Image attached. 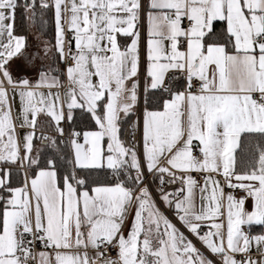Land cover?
<instances>
[{
	"label": "snow or ice",
	"instance_id": "obj_1",
	"mask_svg": "<svg viewBox=\"0 0 264 264\" xmlns=\"http://www.w3.org/2000/svg\"><path fill=\"white\" fill-rule=\"evenodd\" d=\"M253 226L264 0H0V264H264Z\"/></svg>",
	"mask_w": 264,
	"mask_h": 264
},
{
	"label": "crops",
	"instance_id": "obj_2",
	"mask_svg": "<svg viewBox=\"0 0 264 264\" xmlns=\"http://www.w3.org/2000/svg\"><path fill=\"white\" fill-rule=\"evenodd\" d=\"M22 33H26V32H22ZM53 35H54L53 27H52V25L50 23L49 30H48V38L51 39L53 37ZM29 41H30V43H33V44L35 43L31 35H29ZM13 69H14L13 75L15 77H19L22 74H26L27 76L33 77V78L35 76V73L32 70L25 68L24 62L21 61V60H16L14 62ZM37 145L39 146V141H37ZM251 232L253 234L264 233V226H253L251 228Z\"/></svg>",
	"mask_w": 264,
	"mask_h": 264
},
{
	"label": "built area",
	"instance_id": "obj_3",
	"mask_svg": "<svg viewBox=\"0 0 264 264\" xmlns=\"http://www.w3.org/2000/svg\"><path fill=\"white\" fill-rule=\"evenodd\" d=\"M130 130H125L124 136L127 139L129 136ZM137 139H139V135L137 134L136 136ZM197 179H199V177H197ZM116 257V252L115 250H109V258H115Z\"/></svg>",
	"mask_w": 264,
	"mask_h": 264
},
{
	"label": "trees",
	"instance_id": "obj_4",
	"mask_svg": "<svg viewBox=\"0 0 264 264\" xmlns=\"http://www.w3.org/2000/svg\"><path fill=\"white\" fill-rule=\"evenodd\" d=\"M23 2V0H21V3ZM17 23H18V25L21 23V20H20V16H19V14H18V17H17ZM19 31L20 32H26V29H24V28H21V29H19Z\"/></svg>",
	"mask_w": 264,
	"mask_h": 264
}]
</instances>
